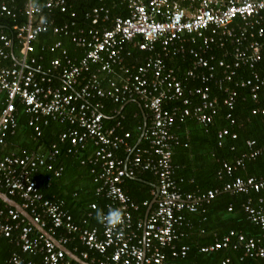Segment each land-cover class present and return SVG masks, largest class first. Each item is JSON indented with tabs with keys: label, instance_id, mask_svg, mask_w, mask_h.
<instances>
[{
	"label": "built area",
	"instance_id": "built-area-1",
	"mask_svg": "<svg viewBox=\"0 0 264 264\" xmlns=\"http://www.w3.org/2000/svg\"><path fill=\"white\" fill-rule=\"evenodd\" d=\"M9 1L0 0V18H16ZM68 1L27 0L26 21L13 25L11 35L0 28V104L3 105L0 147L18 127V105L29 116V126L37 136L42 133L41 123L47 125L51 120L69 124L68 131L61 135L62 142H70L69 153L84 150L89 142L95 144V160L101 161L103 167L97 192H106L108 211L99 217L100 227L90 228L85 226L87 220L82 225L74 223L60 202L44 198L32 175L39 168L61 175L63 168L56 169L53 164L59 154L56 145L47 154L23 152L0 157V186L9 196L21 199L22 207L37 224L44 228L50 224L51 235L63 229L66 235L57 239L59 244L66 246L78 238L87 250L77 256L89 264V260L96 264H175L173 260L185 259L190 250L187 245H176L182 236L179 230L185 223L184 213L198 212L201 205L214 200L220 190L183 192L172 162L174 144H179L180 139L172 130L190 118L205 126L214 121L219 106L217 99L211 97L208 84L216 79L218 69L223 72L218 86L227 94L224 104L231 112L239 92L228 84L235 80L240 68L248 67L253 73L237 81L236 87L249 89L254 102L264 94V73L255 71L256 65L264 59V0H121L127 5V16L110 20L109 12L100 6L86 14L89 28H77L75 21L57 25L54 19L45 18L55 10L67 13ZM100 1L105 4L108 0ZM71 16L76 17L75 13ZM108 22L111 26L104 27L103 23ZM46 32L71 38L84 49V55L79 59L70 56L59 40L49 47L50 53H57L49 66L39 63L34 56V42ZM228 44L233 50L216 60L211 54L214 47L225 49ZM128 47L147 53L145 60L124 70L121 85L109 81V88L104 89L101 71L115 74V66L122 62V54ZM15 48L17 57L12 61ZM130 53L128 51L127 55ZM186 54L193 57V67L183 73L184 80H198L201 87L189 88L180 74L167 66V57ZM93 66L97 68L92 69ZM134 95L142 99L143 108L149 112V127H143L139 140L145 139V149L132 147L130 133L120 134L117 127L106 128L103 122L101 98H111L118 103ZM192 97H197L199 102L194 103ZM177 100L183 101L185 108H165V102ZM252 115L264 116V107L253 109ZM231 123L235 124V120ZM229 134L227 129L219 132V145ZM254 145L255 142L248 141L250 149ZM120 150L133 155L132 167L129 168L128 160L117 158ZM261 152L262 149H258L244 155L236 167H244V158L255 159ZM223 167L226 174L233 175L234 166L224 163ZM136 168L154 172L158 185L157 202L147 210L144 219L138 220L134 212L149 208L152 202L137 203L124 189L125 177L135 176ZM263 188L264 182L255 177H236L222 190L249 195L260 193ZM244 208L250 221L264 230V200L254 202L249 198ZM91 209L96 210L97 205L92 204ZM114 210H118L119 217L112 221L109 214ZM26 221L14 208L0 209V237L16 235L22 252L41 256L43 264H78L44 235L37 231L35 235V229ZM240 248L244 252L240 262L246 258L264 260V235L247 238L230 231L200 251L212 254ZM89 252L97 256L91 259ZM9 264L36 263L14 255ZM221 264H232V260L226 258Z\"/></svg>",
	"mask_w": 264,
	"mask_h": 264
},
{
	"label": "trees",
	"instance_id": "trees-1",
	"mask_svg": "<svg viewBox=\"0 0 264 264\" xmlns=\"http://www.w3.org/2000/svg\"><path fill=\"white\" fill-rule=\"evenodd\" d=\"M44 3L45 0H38ZM27 0H10L9 5L16 18L3 16L0 18V28H4L10 35L11 28L15 24H22L26 21L24 9ZM112 2H106V5ZM67 13L55 10L46 14L45 18L54 19L57 25H63L75 21L77 28H89L90 21L86 19V14L94 8L100 7L103 3L100 0H69ZM111 18L117 16H127L128 10L125 5L118 4L111 9ZM75 13L76 17L71 16ZM110 27V22L104 24ZM62 41L63 47L68 51L69 55L79 59L84 55V49L78 47L69 37H63L53 32H46L39 36L34 42V56L38 58L39 63L49 66L50 61L57 56V53H50L49 47L58 41ZM16 44V42H15ZM159 46V47H158ZM157 51L160 50V45ZM191 46H188V49ZM233 50V46L226 45L225 49L214 47L211 54L216 60L224 57L226 51ZM131 53L127 55V52ZM147 53L139 51L136 48L128 47L122 54V62L115 66V74L108 75L101 71V87L109 88V81H116L121 85L124 81L123 72L127 68L142 63ZM17 57V50L14 49L13 57ZM229 62L232 59H228ZM169 68L177 71L179 77L183 79L184 84L191 87H201L200 81L184 80L183 73L193 67V57L190 54L169 56L166 58ZM93 66L92 69H96ZM216 79L209 82L210 95L216 98L219 106V112L215 116L214 121L207 126L199 123L197 119L190 118L184 124H179L172 132L180 139L179 144H174L172 162L176 167L175 178L185 193H206L208 190H220V193L210 203H204L198 212H185V223L180 228L179 233L182 235L177 240L178 247L187 245L190 250L185 259L173 260L175 264H221L226 258L232 260V264H264V260H253L246 258L243 262L239 258L243 256V249L237 251L224 249L212 254L201 253V248L215 242L216 238L228 234L230 231L244 234L247 238H259L264 235V230L250 221L248 214L245 212V204L249 198L255 201L264 200V188L260 193H251L249 195L240 193H231L223 191V187L236 177L249 178L255 177L264 182V116L252 115V110L257 107H264V94H260L257 102L251 98L249 89L237 88L236 82L247 79L252 76L253 70L248 67H242L238 70L235 80L228 84L231 89H237L239 97L237 99L234 110L224 104L227 94L219 89L218 81L223 77L222 70H217ZM255 71L264 73V59L257 64ZM59 83V82H57ZM132 86V82H130ZM151 88V86L149 87ZM188 93V92H187ZM186 93V94H187ZM188 95V94H187ZM121 102H114L111 98H101L103 109L102 114L106 128L117 127L120 134L130 133L129 142L132 147L137 146L138 149L147 148L145 139L139 142L145 122L147 128L150 124L149 112L142 106L143 101L137 95L131 98H123ZM193 102H199L197 97H192ZM166 109L173 107L185 108L183 101L165 102ZM3 105L0 104V111ZM145 111L146 115H142ZM231 113L232 118L228 119ZM19 125L13 133H9L6 137L4 145L0 147V157L11 154H22L27 152L47 154L53 151L56 145L59 154L54 158L53 164L56 169L63 168L61 175L56 176L53 171L45 168H39L33 175V179L37 182L39 190L47 200L58 201L62 204L63 210L71 215L73 222L83 224L87 220L86 227H100L99 217L106 213L109 199L106 192L99 194L97 190L101 187L99 176L103 171L102 162H96L95 144L89 142L84 150L76 154L69 153L71 147L69 141L62 142L61 135L70 128L69 124H63L57 121L49 120L47 125L41 123V135L37 136L33 127L29 126V116L25 113L24 108L18 105ZM235 120V124L231 120ZM146 120V121H145ZM119 124V126H118ZM227 129L230 134L222 140L219 145V132ZM236 135V138H233ZM248 141L255 142L250 149ZM262 149L260 155L255 159L244 158V167L237 166L238 160L243 159L244 155H249L254 150ZM253 150V151H252ZM117 158L126 162L128 160L129 168L133 166V155L125 153L124 150L117 152ZM224 163H228L235 167L233 175L226 174ZM157 182V176L154 172L135 169V176L125 177L124 189L126 193L137 203L145 201L152 202L154 195L153 183ZM0 190H6L0 186ZM13 199L22 204L18 196H12ZM96 204L97 209H91V205ZM0 201V209L6 208ZM232 207L230 211L229 208ZM91 214V216H89ZM146 209L140 212H134L135 220L145 217ZM219 222L221 227L217 229L216 237L212 234L210 224ZM29 224L28 221H26ZM46 230H50V224L45 225ZM37 234L36 230L33 232ZM66 235L63 229H59L54 237L60 239V236ZM66 247L75 255L80 256L82 251H86L78 238L73 239L66 244ZM167 254L169 249L164 250ZM91 259L97 256L95 252H89ZM18 255L24 261L34 260L36 264H43L41 256H32L22 252L16 235L13 238L0 237V264H9L10 258ZM91 264H96L89 260Z\"/></svg>",
	"mask_w": 264,
	"mask_h": 264
},
{
	"label": "water",
	"instance_id": "water-1",
	"mask_svg": "<svg viewBox=\"0 0 264 264\" xmlns=\"http://www.w3.org/2000/svg\"><path fill=\"white\" fill-rule=\"evenodd\" d=\"M157 191H158V188H157ZM0 201L3 202L5 205L11 208H14L16 211H18L33 226V228L38 233L44 235L46 238L54 242L58 248L65 250L69 258H71L73 261H75L78 264H89L88 262L83 261L77 255L73 254L66 246L59 244L58 240L53 235H51V233L48 230H46L43 226H41L40 224H37L34 221V218L31 216V214L28 211H26L18 201L13 199L11 196H9L6 192H3L2 190H0ZM156 202H157V195L153 199L148 209L149 211L152 209L153 205Z\"/></svg>",
	"mask_w": 264,
	"mask_h": 264
},
{
	"label": "crops",
	"instance_id": "crops-1",
	"mask_svg": "<svg viewBox=\"0 0 264 264\" xmlns=\"http://www.w3.org/2000/svg\"><path fill=\"white\" fill-rule=\"evenodd\" d=\"M108 1H110V2H112L111 3V5L110 4H108V5H106V3L105 4H103V5H101V6H104V9H106L108 12H109V16H110V20H113L114 18H111V9H113V7H115L117 4H118V2L119 3H121V4H123V5H125V7H126V9H127V5L125 4V3H123V2H121V0H108ZM107 1V2H108ZM128 10V9H127ZM128 14H129V11H128ZM117 17H119V16H117ZM121 17H123V16H121ZM116 18V17H115ZM111 22V21H110ZM104 24L105 23H103V26H104ZM105 27V26H104ZM142 115L144 116V115H146V113H145V111H142ZM17 118H18V114H17ZM146 121V120H145ZM147 122H145V125H147L146 124ZM18 125H19V120H18ZM153 191H152V194L154 195V198H155V196L158 194V191H157V188H158V185H157V182L156 183H153ZM153 198V199H154ZM153 201V200H152ZM151 203V202H150ZM143 209H146V213H147V210L149 209V208H143ZM108 210V209H107ZM146 215V214H145ZM216 226H214L213 224L211 225H209L210 226V229L212 230L211 232H212V234L214 235V237H216V234L215 233H217L218 231H217V229H219V227H221V224L219 223V222H217L216 224H215ZM11 259V258H10ZM30 260V259H29ZM10 261V260H9ZM9 263V262H8Z\"/></svg>",
	"mask_w": 264,
	"mask_h": 264
},
{
	"label": "clouds",
	"instance_id": "clouds-1",
	"mask_svg": "<svg viewBox=\"0 0 264 264\" xmlns=\"http://www.w3.org/2000/svg\"><path fill=\"white\" fill-rule=\"evenodd\" d=\"M118 217H119V212H118V210H114V211H112V212L109 214V219L112 220V221L117 220Z\"/></svg>",
	"mask_w": 264,
	"mask_h": 264
}]
</instances>
